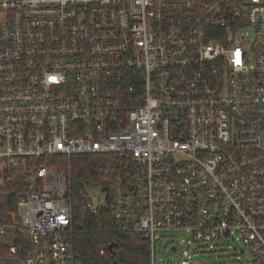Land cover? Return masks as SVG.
Here are the masks:
<instances>
[{
    "label": "built area",
    "instance_id": "obj_1",
    "mask_svg": "<svg viewBox=\"0 0 264 264\" xmlns=\"http://www.w3.org/2000/svg\"><path fill=\"white\" fill-rule=\"evenodd\" d=\"M80 155L106 158L104 197L40 163ZM0 168L27 186L0 223L19 264H85L75 220L108 210L150 264L231 241L247 251L213 264H264V0H0Z\"/></svg>",
    "mask_w": 264,
    "mask_h": 264
},
{
    "label": "trees",
    "instance_id": "obj_2",
    "mask_svg": "<svg viewBox=\"0 0 264 264\" xmlns=\"http://www.w3.org/2000/svg\"><path fill=\"white\" fill-rule=\"evenodd\" d=\"M51 162L52 166L63 170L64 161L71 165V185L75 201L83 203L88 196V188L101 187L108 179L99 174V167L106 158L101 155L73 156L70 160L62 157H44L40 163ZM54 161H61L60 166ZM27 191L25 177L18 170L8 172L0 168V223L11 224L16 220L18 196ZM111 214L108 210L99 217L77 216L75 220L74 243L76 249L83 253L85 264H150L149 246L131 234L115 231L112 227ZM19 241V235L7 231L0 235V264H19L21 258H14L9 248ZM112 243H117L113 253L108 250ZM105 249V255L99 250Z\"/></svg>",
    "mask_w": 264,
    "mask_h": 264
},
{
    "label": "rangeland",
    "instance_id": "obj_3",
    "mask_svg": "<svg viewBox=\"0 0 264 264\" xmlns=\"http://www.w3.org/2000/svg\"><path fill=\"white\" fill-rule=\"evenodd\" d=\"M100 196H105V193L100 192ZM156 243L157 257L166 260L167 258L178 259L182 256L180 244L177 242L178 234L165 233ZM159 238V237H158ZM183 248L195 249L192 255L201 259L206 264H213L215 262H224L235 260V256L240 254V251H247L246 246L241 241H233L222 244L221 242H214L215 250L210 248V244L204 242H191L190 244H181ZM185 252V251H184Z\"/></svg>",
    "mask_w": 264,
    "mask_h": 264
},
{
    "label": "water",
    "instance_id": "obj_4",
    "mask_svg": "<svg viewBox=\"0 0 264 264\" xmlns=\"http://www.w3.org/2000/svg\"><path fill=\"white\" fill-rule=\"evenodd\" d=\"M117 246V243H112L109 247H108V250L113 253L114 251V248Z\"/></svg>",
    "mask_w": 264,
    "mask_h": 264
},
{
    "label": "bare ground",
    "instance_id": "obj_5",
    "mask_svg": "<svg viewBox=\"0 0 264 264\" xmlns=\"http://www.w3.org/2000/svg\"><path fill=\"white\" fill-rule=\"evenodd\" d=\"M234 243V242H233Z\"/></svg>",
    "mask_w": 264,
    "mask_h": 264
}]
</instances>
